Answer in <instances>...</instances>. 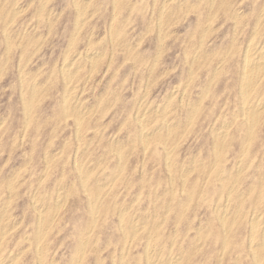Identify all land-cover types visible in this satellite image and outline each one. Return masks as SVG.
I'll use <instances>...</instances> for the list:
<instances>
[{
    "label": "rangeland",
    "instance_id": "374dc122",
    "mask_svg": "<svg viewBox=\"0 0 264 264\" xmlns=\"http://www.w3.org/2000/svg\"><path fill=\"white\" fill-rule=\"evenodd\" d=\"M79 1L0 0V264H264V0Z\"/></svg>",
    "mask_w": 264,
    "mask_h": 264
},
{
    "label": "bare ground",
    "instance_id": "6f19581e",
    "mask_svg": "<svg viewBox=\"0 0 264 264\" xmlns=\"http://www.w3.org/2000/svg\"><path fill=\"white\" fill-rule=\"evenodd\" d=\"M77 1V0H76ZM79 1V0H78ZM169 1V0H168ZM80 2V1H79ZM235 2V1H234ZM121 3V2H120ZM164 3V2H163ZM46 4V3H45ZM206 4V3H205ZM43 5V4H42ZM78 5V4H77ZM87 5V4H86ZM178 5V4H177ZM228 6V5H227ZM237 6V5H236ZM17 7V6H16ZM43 8V7H42ZM77 8H80V7H77ZM161 8V7H160ZM10 9V8H9ZM53 9V8H52ZM211 9V8H210ZM80 10V9H79ZM190 10V9H189ZM53 13V12H52ZM114 13V12H113ZM230 13V12H229ZM238 13V12H237ZM259 13V12H258ZM17 14V13H16ZM51 14V13H50ZM116 14V13H115ZM81 15V14H80ZM79 15V16H80ZM84 15V14H83ZM215 15V14H214ZM235 15H236V13H235ZM231 16V15H230ZM257 16V15H256ZM262 16V15H261ZM78 17V16H77ZM85 17V16H84ZM10 18V17H9ZM8 18V19H9ZM80 18V17H79ZM175 19V18H174ZM206 19V18H205ZM79 20V19H78ZM264 20V19H263ZM205 21V20H204ZM114 22V21H113ZM149 22V21H148ZM163 22V21H162ZM264 23V22H263ZM82 24V23H81ZM84 24V23H83ZM77 25V24H76ZM198 25V24H197ZM259 25V24H258ZM170 26V25H169ZM256 26V25H255ZM120 27V26H119ZM77 28V27H76ZM81 28V27H80ZM122 29V28H121ZM168 29V28H167ZM244 29V28H243ZM258 29V28H257ZM80 30V29H79ZM196 31V30H195ZM111 32V31H110ZM253 32V31H252ZM169 33H170V31H169ZM173 33V32H172ZM165 34V33H164ZM175 34V33H174ZM77 35V34H76ZM254 35V34H253ZM86 36H87V34H86ZM168 36V35H167ZM191 38V37H190ZM143 39V38H142ZM232 39V38H231ZM130 41V40H129ZM160 41V40H159ZM32 42V41H31ZM73 42V41H72ZM106 42V41H105ZM231 44V43H230ZM100 46V45H99ZM161 46V45H160ZM95 47V46H94ZM102 48V47H101ZM199 49V48H198ZM207 49V48H206ZM98 50H99V48H98ZM202 50V49H201ZM230 50V49H229ZM100 51V50H99ZM106 51V50H105ZM94 52V51H93ZM246 52V51H245ZM247 52L248 53H250L251 54V57H247V59H246V61L244 62V63H246L247 65H246V67L247 68H249L250 69V71H251V73H252V71H254L255 69H257V68H259L260 67V64H264V46L262 45H258V44H250L249 45V47H248V50H247ZM86 53V52H85ZM82 54V53H81ZM83 58V57H82ZM76 59V58H75ZM224 59V58H223ZM222 59V60H223ZM82 60V59H81ZM69 62V61H68ZM210 62V61H209ZM20 63V62H19ZM111 63V62H110ZM71 64V63H70ZM81 64H82V62H81ZM76 65H78V64H76ZM67 66V65H66ZM70 66V65H69ZM122 66V65H121ZM244 66H245V64H244ZM262 66V65H261ZM240 67V66H239ZM53 69V68H52ZM68 69H69V67H68ZM248 69V70H249ZM74 70V69H73ZM258 70V69H257ZM77 71V70H76ZM93 71V70H92ZM69 72H71V71H69ZM30 74V73H29ZM59 74V73H58ZM164 74H165V72H164ZM49 75H50V73H49ZM68 75V74H67ZM69 77V76H68ZM79 79V78H78ZM77 79V80H78ZM261 79V78H260ZM186 80H187V78H186ZM46 81H48V79L46 80ZM252 76H251V74L250 75H247L245 78H244V81H243V88H242V92H241V94H242V97H243V103H244V114H245V116H246V118L249 120V121H252L253 119H255V117H257V112L255 111V110H253V105H254V103H253V99L251 98V95H249V93H248V90L247 89H249L250 87H251V85H252ZM77 82V81H76ZM256 82V81H255ZM30 85V84H29ZM76 85V84H75ZM242 85V84H241ZM42 86V85H41ZM73 86V85H72ZM185 86V85H184ZM40 88V87H39ZM70 88V87H69ZM68 88V89H69ZM72 88H75V87H72ZM79 88V87H78ZM46 89V88H45ZM67 89V90H68ZM71 89V88H70ZM109 89V88H108ZM107 89V90H108ZM44 90V89H43ZM253 90V89H252ZM44 92V91H43ZM67 92V91H66ZM106 92V91H105ZM174 92V91H173ZM264 92V91H263ZM21 93V92H20ZM138 93V92H137ZM202 93V92H201ZM234 93V92H233ZM71 94V93H70ZM200 94V93H199ZM42 96V95H41ZM90 98V97H89ZM171 98V97H170ZM165 99V98H164ZM107 100V99H106ZM105 100V101H106ZM70 101H72V100H69V103H70ZM95 102H97V101H95ZM263 102V101H262ZM81 103V102H80ZM155 103V102H154ZM163 103H164V101H163ZM179 103V102H178ZM255 103H256V101H255ZM258 103V102H257ZM190 104V103H189ZM176 105V104H175ZM258 105V104H257ZM69 106V105H68ZM84 106V105H83ZM185 106V105H184ZM260 106V105H259ZM27 107V106H26ZM81 107V106H80ZM86 108H88V107H86ZM182 108V107H181ZM146 109H147V107H146ZM157 109V108H156ZM193 109V108H192ZM256 109V108H255ZM27 110V109H26ZM78 110V109H77ZM168 110V109H167ZM241 110V109H240ZM104 111V110H103ZM151 111V110H150ZM158 111V110H157ZM107 112V111H106ZM159 112V111H158ZM236 112V111H235ZM103 113V112H102ZM191 113V112H190ZM220 113V112H219ZM187 114V113H186ZM234 114V113H233ZM239 114V113H238ZM103 115V114H102ZM181 115V114H180ZM231 115V114H230ZM237 115V114H236ZM137 116V115H136ZM154 117V116H153ZM175 117V116H174ZM146 118V117H145ZM234 118V117H233ZM25 119V118H24ZM176 120V119H175ZM179 120V119H178ZM92 121V120H91ZM99 121V120H98ZM230 121V120H229ZM4 122V121H3ZM139 122V121H138ZM143 122H145V121H143ZM56 123V122H55ZM153 123V122H152ZM189 123V122H188ZM244 123V122H243ZM159 124V123H158ZM80 125V124H79ZM181 125V124H180ZM185 125V124H184ZM262 126V125H261ZM97 127V126H96ZM121 127V126H120ZM136 127V126H135ZM167 127V126H166ZM80 128V127H79ZM122 128V127H121ZM240 128V127H239ZM238 128V129H239ZM251 128V127H250ZM163 129V128H162ZM161 129V130H162ZM182 129H184V127L182 128ZM188 129V128H187ZM236 129V128H235ZM185 130V129H184ZM241 130V129H240ZM52 131V130H51ZM141 131H142V128H141ZM149 131V130H148ZM164 131V130H163ZM219 131V130H218ZM252 131V130H251ZM153 133V132H152ZM162 133V132H161ZM94 134V133H93ZM103 134V133H102ZM145 134V133H144ZM149 134H150V132H149ZM159 134V133H158ZM166 134V133H165ZM223 134H224V132H223ZM50 135V134H49ZM52 135V134H51ZM116 135V134H115ZM146 135V134H145ZM149 136V135H148ZM153 136V135H152ZM220 137V136H219ZM119 138V137H118ZM208 138V137H207ZM244 138V137H243ZM137 139V138H136ZM157 139V138H156ZM213 139V138H212ZM113 140V139H112ZM243 140V139H242ZM91 141V140H90ZM233 141V140H232ZM113 142V141H112ZM68 143V142H67ZM128 143V142H127ZM123 144H124V142H123ZM21 145V144H20ZM122 145V144H121ZM120 145V146H121ZM137 145V144H136ZM77 146H78V144H77ZM87 146V145H86ZM119 146V147H120ZM123 146V145H122ZM244 146V145H243ZM48 147V146H47ZM47 147H46V149H47ZM18 148V147H17ZM107 148V147H106ZM118 148V147H117ZM58 149V148H57ZM61 149V148H60ZM95 149V148H94ZM121 149V148H120ZM130 150V149H129ZM45 151V150H44ZM171 150H169V152H170ZM174 151V150H173ZM256 151V150H255ZM10 152V151H9ZM66 152V151H65ZM68 152H69V150H68ZM73 152V151H72ZM93 152V151H92ZM145 152V151H144ZM34 153V152H33ZM123 153H124V151H123ZM32 154V153H31ZM55 154V153H54ZM59 154V153H58ZM64 154V153H63ZM83 155V154H82ZM121 155V154H120ZM168 155V154H167ZM49 156V155H48ZM54 156V155H53ZM102 156V155H101ZM127 156V155H126ZM125 156V157H126ZM243 156V155H242ZM79 157V156H78ZM106 157V156H105ZM123 157V156H122ZM169 157V156H168ZM171 157V156H170ZM169 157V158H170ZM46 158V157H45ZM50 158V157H49ZM52 158V157H51ZM81 158V157H80ZM101 158V157H100ZM114 158V157H113ZM121 158V157H120ZM130 158V157H129ZM194 158V157H193ZM192 158V159H193ZM31 159V158H30ZM77 159V158H76ZM51 160V159H50ZM81 160V159H80ZM101 160V159H100ZM111 160V159H110ZM191 160V159H190ZM189 160V161H190ZM79 161V160H78ZM125 161V160H124ZM143 161H144V159L142 160V163H143ZM200 161V160H199ZM214 161V160H213ZM30 162V161H29ZM80 162V161H79ZM103 162V161H102ZM76 163V162H75ZM85 163V162H84ZM98 163V162H97ZM212 163V162H211ZM25 164V163H24ZM23 164V165H24ZM94 164V163H93ZM117 164V163H116ZM175 164V163H174ZM100 165V164H99ZM263 165V164H262ZM50 166V165H49ZM84 166V165H83ZM82 166V167H83ZM90 166V165H89ZM136 166V165H135ZM182 166V165H181ZM63 167V166H62ZM95 167V166H94ZM105 167V166H104ZM183 167V166H182ZM243 167V166H242ZM114 168V167H113ZM112 168V169H113ZM186 168V167H185ZM210 168V167H209ZM70 169H71V166H70ZM81 169V168H80ZM91 169V168H90ZM192 169V168H191ZM225 169V168H224ZM232 169V168H231ZM245 169V168H244ZM83 170V169H82ZM85 170L86 169H84V172H85ZM117 170V169H116ZM71 171V170H70ZM90 171V170H89ZM186 171V170H185ZM194 171V170H193ZM17 172V171H16ZM19 172V171H18ZM59 172V171H58ZM83 172V171H82ZM88 172V171H87ZM90 173V172H89ZM182 173V172H181ZM211 173V172H210ZM16 174V173H15ZM105 174V173H104ZM115 174V173H114ZM205 174V173H204ZM80 175V174H79ZM99 175V174H98ZM241 175V174H240ZM262 175V174H261ZM14 176V175H13ZM12 176V177H13ZM72 176V175H71ZM90 176V175H89ZM89 176H86V177H88L89 178ZM94 176V175H93ZM86 177H85V179H86ZM106 177V176H105ZM130 177V176H129ZM230 177V176H229ZM11 178V177H10ZM9 178V179H10ZM58 179V178H57ZM91 179H93V178H91ZM5 180V179H4ZM149 180V179H148ZM223 180V179H222ZM38 181V180H37ZM85 181V180H84ZM99 181V180H98ZM114 181V180H113ZM171 181V180H170ZM67 182V181H66ZM86 182V181H85ZM84 182V183H85ZM97 182V181H96ZM111 182V181H110ZM7 183V182H6ZM81 183H82V181H81ZM89 184V183H88ZM87 184V185H88ZM110 184V183H109ZM108 184V185H109ZM129 184V183H128ZM195 184V183H194ZM63 185V184H62ZM61 185V186H62ZM68 185V184H67ZM168 185V184H167ZM227 185V184H226ZM225 185V186H226ZM88 186H90V184L88 185ZM193 186V185H192ZM233 186V185H232ZM49 187V186H48ZM106 187V186H105ZM111 187V186H110ZM227 187V186H226ZM229 187H230V185H229ZM228 187V188H229ZM28 188V187H27ZM72 188V187H71ZM70 188V189H71ZM224 188V187H223ZM227 188V189H228ZM260 188V187H259ZM69 189V188H68ZM87 189V188H86ZM175 189V188H174ZM221 189V188H220ZM229 189H231V188H229ZM85 190V189H84ZM196 190V189H195ZM225 190V189H224ZM233 190V189H232ZM239 190V189H238ZM244 190V189H243ZM92 191H95V190H92ZM230 191V190H229ZM253 191H254V189H253ZM252 191V192H253ZM140 192V191H139ZM157 192V191H156ZM163 192V191H162ZM241 192V191H240ZM257 192H259V191H257ZM228 190H227V195L226 196H228ZM36 194V193H35ZM235 194H236V192H235ZM239 194V193H238ZM243 194V193H242ZM247 194V193H246ZM50 195V194H49ZM62 195V194H61ZM73 195V194H72ZM64 196V195H63ZM160 196V195H159ZM237 196V195H236ZM235 196V197H236ZM257 196V195H256ZM96 197V196H95ZM133 197V196H132ZM136 197H138V196H136ZM234 197V196H233ZM239 197V196H238ZM241 197V196H240ZM239 197V198H240ZM56 198V197H55ZM61 198H63L62 196H61ZM94 198V197H93ZM199 199V198H198ZM59 200V199H58ZM78 200V199H77ZM160 200V199H159ZM233 200H234V198H233ZM237 200V199H236ZM235 200V201H236ZM44 201V200H43ZM237 201H239V200H237ZM59 202V201H58ZM79 202V201H78ZM77 202V203H78ZM90 202V201H89ZM155 202V201H154ZM227 202V201H226ZM232 202V201H231ZM234 202V201H233ZM243 202V201H242ZM8 203H9V201H8ZM47 203V202H46ZM63 203V202H62ZM88 203V202H87ZM92 203V202H91ZM90 203V204H91ZM159 203H161V202H159ZM56 204V203H55ZM234 204V203H233ZM233 204H231L232 206H233ZM255 204V203H254ZM42 205V204H41ZM133 205V204H132ZM131 205V206H132ZM186 205V204H185ZM189 205V204H188ZM56 206V205H55ZM57 206H59L58 204H57ZM177 206V205H176ZM228 206V205H227ZM260 206V205H259ZM39 207V206H38ZM60 207H61V205H60ZM94 207V206H93ZM97 207V206H96ZM161 207V206H160ZM165 207H166V205H165ZM223 207H225V206H223ZM228 207H230V206H228ZM50 208H52V207H50ZM49 208V209H50ZM58 208V207H57ZM185 208V207H184ZM231 208V207H230ZM235 208V207H234ZM258 208V207H257ZM5 209V208H4ZM94 209V208H93ZM116 209V208H115ZM160 209V208H159ZM168 209V208H167ZM221 209V208H220ZM225 209H226V207H225ZM255 209V208H254ZM98 210V209H97ZM166 210V209H165ZM231 210L232 209H230V211L229 212H231ZM235 210H236V208H235ZM257 210V209H256ZM261 210V209H260ZM55 211V210H54ZM223 211V210H222ZM225 211V210H224ZM233 211V210H232ZM49 212V211H48ZM97 212V211H96ZM236 212V211H235ZM260 212V211H259ZM41 213V212H40ZM169 213V212H168ZM181 213H182V211H181ZM228 213V212H227ZM226 213V214H227ZM262 213H264V212H261V214ZM89 214V213H88ZM93 214H94V212H93ZM140 214V213H139ZM149 214V213H148ZM224 214V213H223ZM243 214V213H242ZM252 214H253V212H252ZM257 214H259V213H257ZM35 215V214H34ZM41 215V214H40ZM96 215V214H95ZM94 215V216H95ZM165 215H166V213H165ZM234 215V214H233ZM3 216V215H2ZM51 216V215H50ZM94 216H92V217H94ZM151 216V215H150ZM155 216V215H154ZM180 216V215H179ZM224 216V215H223ZM222 216V217H223ZM239 216V215H238ZM260 216V215H259ZM258 216V217H259ZM124 217V216H123ZM178 217V216H177ZM244 217H245V215H244ZM258 217H257V219H258ZM53 218V217H52ZM131 218V217H130ZM49 219V218H48ZM93 219V218H92ZM97 219V218H96ZM96 219H95V221H96ZM18 221L20 220V219H17ZM22 220V219H21ZM20 220V221H21ZM44 221H45V219H43ZM163 220H164V218H163ZM235 220V219H234ZM255 220V219H254ZM263 220V219H262ZM40 221V220H39ZM51 221V220H50ZM52 221H53V219H52ZM58 221V220H57ZM120 221H121V219H120ZM124 221H126V220H124ZM251 221V220H250ZM41 222V221H40ZM39 222V223H40ZM49 222V221H48ZM159 222V221H158ZM45 223H46V221H45ZM44 223V224H45ZM50 223V222H49ZM131 223V222H130ZM137 223V222H136ZM258 223V222H257ZM260 223V222H259ZM145 224V223H144ZM232 224V223H231ZM250 224V223H249ZM5 225H7V224H5ZM42 225V224H41ZM87 225V224H86ZM122 225V224H121ZM134 225H136V224H134ZM201 225V224H200ZM47 226V225H46ZM56 226V225H55ZM158 226V225H157ZM177 226V225H176ZM42 227H43V225H42ZM247 227V226H246ZM250 227H251V225H250ZM88 228H89V226H88ZM228 228H229V226H228ZM227 228V229H228ZM231 228V227H230ZM13 229V228H12ZM135 229H136V227H135ZM156 229H158V228H156ZM198 229V228H197ZM201 229V228H200ZM254 229V228H253ZM261 229V228H260ZM93 230V229H92ZM129 230V229H128ZM133 230V229H132ZM6 231H10V230H6ZM48 231V230H47ZM46 231V232H47ZM135 231V230H134ZM208 231V230H207ZM256 231V230H255ZM258 231H260V230H258ZM177 232V231H176ZM37 233H38V231H37ZM39 233H40V231H39ZM208 233V232H207ZM223 233V232H222ZM2 234V233H1ZM0 234V235H1ZM35 234V233H34ZM263 234V233H262ZM6 235V234H5ZM13 235V234H12ZM180 235V234H179ZM254 235V234H253ZM43 236V235H42ZM1 237V236H0ZM149 237V236H148ZM3 238V237H2ZM35 238V237H34ZM41 238V237H40ZM151 238V237H150ZM257 238V237H256ZM88 239V238H87ZM132 239V238H131ZM258 239V238H257ZM82 240V239H81ZM96 240V239H95ZM173 240V239H172ZM1 241V240H0ZM256 241V240H255ZM258 241H261V240H259L258 239ZM31 242V241H30ZM84 242V241H83ZM263 242V241H262ZM254 243V242H253ZM260 243V242H259ZM82 244V243H81ZM87 244V243H86ZM149 244V243H148ZM147 244V245H148ZM195 244H196V242H195ZM198 244V243H197ZM258 244V243H257ZM262 244V243H261ZM124 245H125V243H124ZM146 245V246H147ZM253 245V244H252ZM38 247V246H37ZM46 247V246H45ZM187 247V246H186ZM147 248V247H146ZM39 249H40V246H39ZM163 249V248H162ZM201 249V248H200ZM41 250V249H40ZM84 250V249H83ZM105 250V249H104ZM152 250H153V248H152ZM45 251V250H44ZM82 251V250H81ZM185 251V250H184ZM115 252V251H114ZM113 252V253H114ZM195 252V251H194ZM19 253V252H18ZM23 253V252H22ZM41 253V252H40ZM147 253V252H146ZM159 253V252H158ZM153 255L155 254V252L154 253H152ZM34 255V254H33ZM153 255H151V256H153ZM168 255V254H167ZM174 255V254H173ZM187 255V254H186ZM18 256V255H17ZM175 256V255H174ZM179 256V255H178ZM177 256V257H178ZM15 257V256H14ZM176 257V256H175ZM181 257V256H180ZM183 257V256H182ZM3 258V257H2ZM7 258H8V256H7ZM153 258V257H152ZM14 258H12V260H13ZM52 259V258H51ZM173 259L174 258H172V261H173ZM2 260V259H1ZM41 260V259H40ZM156 260H158V259H156ZM175 260V259H174ZM177 260V259H176ZM221 260V259H220ZM161 261V260H160ZM171 261V260H170ZM172 261H171V263H172ZM180 261V260H179ZM1 262V261H0ZM15 262V261H14ZM40 262V261H39ZM121 262V261H120ZM154 262V261H153ZM155 263V262H154ZM160 263H162V262H160ZM55 264V263H54ZM120 264V263H119ZM122 264V263H121ZM136 264H138V263H136ZM165 264H166V262H165ZM259 264V263H258Z\"/></svg>",
    "mask_w": 264,
    "mask_h": 264
}]
</instances>
